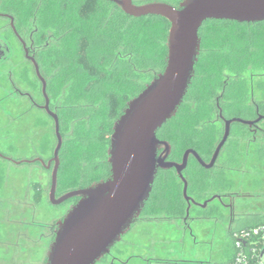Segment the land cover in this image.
<instances>
[{
  "label": "trees",
  "instance_id": "trees-1",
  "mask_svg": "<svg viewBox=\"0 0 264 264\" xmlns=\"http://www.w3.org/2000/svg\"><path fill=\"white\" fill-rule=\"evenodd\" d=\"M12 2L16 23L23 26L33 19L45 44L38 62L48 78L47 91L60 107L58 180L66 176V187L78 189L106 179L112 125L126 102L163 70L168 22L157 16H128L107 0ZM28 10L37 16L28 19ZM198 35L200 52L187 92L176 114L156 132L170 144L172 162H180L187 149L208 161L222 137L223 119L264 116V21L208 20ZM254 126L262 127L259 139L264 142V118ZM256 138L252 127L233 123L218 160L228 164L227 170L243 163L240 141L255 143ZM225 170L204 169L190 157L183 172L187 195L203 203L230 189ZM32 190L39 202L41 186L33 183ZM186 210L175 170H158L141 215L173 221L183 219ZM192 211L197 219L222 217L215 202L203 209L191 206ZM260 224L264 215L250 227Z\"/></svg>",
  "mask_w": 264,
  "mask_h": 264
},
{
  "label": "water",
  "instance_id": "water-1",
  "mask_svg": "<svg viewBox=\"0 0 264 264\" xmlns=\"http://www.w3.org/2000/svg\"><path fill=\"white\" fill-rule=\"evenodd\" d=\"M107 1L114 3L128 16H157L168 22L166 63L163 70L142 91L126 102L122 113L113 123L107 149L109 177L71 190L55 199L63 139L58 115L48 109L46 82L35 60L28 57L41 83L45 100L43 108L53 120L56 138L53 157L48 162V165L54 163L50 177V202L57 205L71 198L78 199L58 222L55 237L46 255V264H95L108 254L140 216L159 169L175 170L187 203L186 216L191 206L205 208L216 197L212 196L199 203L187 195V180L183 171L189 158L193 157L202 168L211 169L229 137L233 123L253 127L264 118L223 119L224 131L209 161H204L192 149L183 153L180 162L169 161L170 144L156 136L157 130L176 114L190 85L200 52L198 32L202 24L208 20L263 22L264 0H183L177 6L158 1L140 5L134 4L132 0ZM8 160L15 165L33 164L36 161L44 165L40 159Z\"/></svg>",
  "mask_w": 264,
  "mask_h": 264
},
{
  "label": "rangeland",
  "instance_id": "rangeland-1",
  "mask_svg": "<svg viewBox=\"0 0 264 264\" xmlns=\"http://www.w3.org/2000/svg\"><path fill=\"white\" fill-rule=\"evenodd\" d=\"M0 37L6 38L12 47L11 58L0 66V100H3L0 102V148L3 153L16 160L34 157L47 160L52 157L56 144L53 121L15 92L17 89L21 93H30L37 102L42 103L41 84L9 29L8 21L1 18ZM11 83L15 89L12 88ZM5 94H8L6 100L3 99ZM54 100L56 99L53 98L52 101ZM259 138L258 135L255 143H252L253 140L252 142L246 140V143L240 141L242 145L240 158L243 163L234 165L226 173L234 184L233 191L254 195L253 201L256 202L254 211L257 209L259 211V215L252 219L246 218L236 222L237 227L258 223L264 213V145ZM32 183H38L42 188V198L39 203L33 200ZM64 184L65 180L62 179L61 188L66 186ZM49 187L50 172L39 164L14 165L0 159V241L11 244V250L9 248L6 250L11 255V264H38L47 251L48 242L41 240L40 236L42 233L47 234V229L43 228V225H51L55 216L61 214L67 207H52L48 203ZM241 203L248 201L236 200L237 205ZM162 219L165 218L160 217V220ZM181 226L184 229L182 219L173 220V227L170 229L154 227L151 231L149 229L141 231L138 229L140 226L133 227L124 237L125 240L136 241L137 244H141L139 242L147 238L153 242L152 249L156 248L154 254L159 253L163 248L165 257L180 258L181 255L184 257L183 252L180 254V251L175 250L168 254L167 248L180 247L177 241L182 233L184 235ZM222 229L226 230V224L223 223ZM218 239L220 241L218 246L221 245L222 250L225 246L226 253L231 254L233 245L230 237L220 233ZM194 255L195 251L190 252L185 258V264H194L192 260ZM207 263L213 264L210 260Z\"/></svg>",
  "mask_w": 264,
  "mask_h": 264
},
{
  "label": "flooded vegetation",
  "instance_id": "flooded-vegetation-1",
  "mask_svg": "<svg viewBox=\"0 0 264 264\" xmlns=\"http://www.w3.org/2000/svg\"><path fill=\"white\" fill-rule=\"evenodd\" d=\"M152 1L164 2V3H167V4L172 5V6H177L183 0H132V2L134 4H137V5L152 2ZM37 2H38V0H34V3H37ZM12 6H13L12 0H0V18L8 21L9 29L11 30L14 38L17 40L18 44L20 45L22 51L24 52V56H25L26 60H28L31 63V61L28 59V57H32L35 60L36 64L38 65L39 72L46 82V89L45 90H46V95L48 97V109L51 112L57 114V112L59 111V108H60L59 104L55 103V100H54V102L52 101L53 100L52 94H50L47 91V80H46L47 77L43 76L44 71H43L40 63L38 62L39 54L42 51V49L44 48L45 44L39 38L40 37V35L38 34L39 31H38L33 19L30 21L28 20V23L26 25H23V26L22 25L20 26L16 23L15 14H13L11 12ZM26 16H28V19H31V18H34L35 16H37V14H36V11L28 10L26 12ZM11 23L13 24L15 31H16L18 36L15 34ZM25 50L27 51V55L25 54ZM11 56H12L11 44L9 43V41L6 38L0 37V66L3 63H5L9 58H11ZM31 65H32V63H31ZM32 67H33V65H32ZM33 70H34V67H33ZM34 73H35V71H34ZM11 86L13 89H15L14 85L12 83H11ZM11 86H10V89H11ZM15 92L20 94V96H23L24 98H26L32 107L39 109L46 114V112L43 108V106L45 104V100H44V97L42 95V90H41V96L43 98L42 103L37 102L30 93H27V92L21 93V92H18L17 89H15ZM7 97H8V94H5L3 99L6 100ZM2 101L3 100H0V102H2ZM49 118L52 120L51 117H49ZM252 130L258 136L260 131L262 130V127L254 126V127H252ZM262 143H264V142H262ZM2 151L3 150L0 148V159L7 161V162H10L8 159H13V158L9 157L6 153H3L4 151L3 152ZM52 157H53V154H52ZM52 157H49L47 160H45L41 157H34V158L27 159V160H34V159L42 160L44 165L38 161H36L33 164H39L42 168L49 171L50 177H51V172H52L54 163L50 162V164L48 165V162L52 159ZM13 160H16V159H13ZM20 160H22V159H20ZM167 160H168V157H167ZM60 164H61V162H60V157H59V169H60ZM46 166H48V168H46ZM213 167H215L219 171L226 169L225 173H227V171H228L227 170L228 164H226L225 161L222 159L218 160V158H217ZM59 169H58V175H59ZM159 170H161V169H159ZM62 179L65 180L64 185H66L67 177L66 176L62 177ZM32 184H31V187H32ZM36 184H38V183H36ZM233 186H234V184L232 185V187L230 189H225V190H222L221 192H219L218 194H214L213 196H215L216 198L212 201V202H215V204L220 206L221 213H222L221 218L216 217L215 219H217L218 221L227 222L230 225L234 224L236 222L243 221L246 218L252 219L253 217H256L259 215V211H257L258 209L256 211H254L255 204H256V202L253 201L254 195L245 194V193H236L235 191H233ZM41 190H42V188H41ZM71 190H74V189H68V188H66V186L61 188V180L60 179L58 180V178H57V187H56V192H55L54 198L58 199L63 194H65ZM49 191H50V187H49L48 194H47V201L52 207H61V206H67V207L61 214L55 216V218H54L55 220L53 221V223L51 225H49V226L43 225V228L47 229V234L42 233V234H40V236H41V240H46L48 242V247H47L46 253L43 255V257L40 260V263H38V264H46V262H47L46 255H47L49 246L55 237L58 222L64 218L65 214L68 212L70 207L72 205H74L78 200L77 198H71V199H68V200L60 203V204L53 205V204H51L50 199H49ZM41 198H42V194H41ZM237 199L243 200V201H248V203H241V204L237 205L236 204ZM33 200H34V192H33ZM251 200H252V202H250ZM40 201H41V199H40ZM39 202H36V203H39ZM212 202H210V203H212ZM263 215H264V213H263ZM140 218L147 219V220L153 219L155 221L160 220V218H157V217L149 218L146 216H142L140 214V216L135 220V222L132 224V226L135 225L139 221ZM189 219L190 218H189V213H188V216L185 215V217L182 219L183 225H187ZM132 226H131V228H132ZM130 229L127 233L130 232ZM124 236L121 238V240L119 242L115 243L111 247L108 254H106L104 257H102L95 264H130L131 261L133 260V258L136 257V255L134 254V248H133L135 246H133L132 243L128 242V240H125ZM150 244H152V242H150ZM7 248H9L11 250V248H12L11 244H7L6 241H0V264H11V262H12L10 253H8V251H6ZM146 248H147V251L153 256L157 255V254H163L164 253L163 248L159 251V253L157 252L156 254H154L155 253L154 252L155 247L152 249L151 245L150 246L148 245ZM179 259L184 264V258L182 257V255ZM165 261H167V260L166 259L162 260V262H165ZM194 263L199 264L198 262H194Z\"/></svg>",
  "mask_w": 264,
  "mask_h": 264
},
{
  "label": "crops",
  "instance_id": "crops-1",
  "mask_svg": "<svg viewBox=\"0 0 264 264\" xmlns=\"http://www.w3.org/2000/svg\"><path fill=\"white\" fill-rule=\"evenodd\" d=\"M196 216V212H190V219L188 220V224L184 225V229L181 226L180 229L184 230V235L182 233L177 241L180 247L178 249L176 247L167 248L168 254L173 253L175 250L180 251V254H182L183 252L184 264L186 263L185 258L192 251H195V255L192 257L193 263L198 262L199 264H208L207 261L209 262L210 260L213 264H220L229 261L233 256V250L231 254L226 253L225 246L222 250L221 245L218 246V243L220 242L218 239V235L222 233L225 234L226 237H230V232L245 229L251 226L248 224L243 227H237L236 223L230 225L224 221H216L215 218L197 219ZM168 223L170 224V226H168ZM223 223L226 224V230L222 229ZM133 227H139L138 229H140L141 231L142 229L143 231H145L144 229H149V231H151L154 227H158L157 229H163V227H168L170 229L171 227H173V221L167 219H162L160 221L143 219L133 225L132 228ZM132 228L130 229V231L132 230ZM148 241L149 239L147 238L145 240L143 239L142 242H139L141 244H137L136 241H128L132 243L133 246H135L133 248L134 254L136 255V257L133 258L130 264H183L180 261L179 257L170 259L165 257L163 255L164 253L161 255H151L146 248L148 245H152L149 244L151 240L149 242ZM188 248L190 249L188 250ZM163 250L165 252V249ZM165 259L167 261L162 262V260Z\"/></svg>",
  "mask_w": 264,
  "mask_h": 264
},
{
  "label": "built area",
  "instance_id": "built-area-1",
  "mask_svg": "<svg viewBox=\"0 0 264 264\" xmlns=\"http://www.w3.org/2000/svg\"><path fill=\"white\" fill-rule=\"evenodd\" d=\"M232 258L220 264H264V224L231 232Z\"/></svg>",
  "mask_w": 264,
  "mask_h": 264
}]
</instances>
